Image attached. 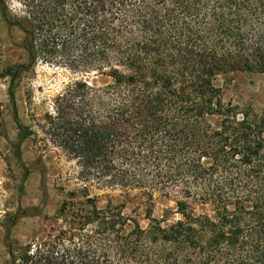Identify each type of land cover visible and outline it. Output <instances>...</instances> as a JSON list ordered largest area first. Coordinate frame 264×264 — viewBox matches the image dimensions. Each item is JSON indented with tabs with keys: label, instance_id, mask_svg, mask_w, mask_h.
<instances>
[{
	"label": "trees",
	"instance_id": "1",
	"mask_svg": "<svg viewBox=\"0 0 264 264\" xmlns=\"http://www.w3.org/2000/svg\"><path fill=\"white\" fill-rule=\"evenodd\" d=\"M13 1L28 66L74 75L43 130L84 187L23 245L11 221L4 264H264V109L218 83L264 74V0ZM93 186L124 200L99 207ZM155 193L174 203L160 218Z\"/></svg>",
	"mask_w": 264,
	"mask_h": 264
},
{
	"label": "rangeland",
	"instance_id": "2",
	"mask_svg": "<svg viewBox=\"0 0 264 264\" xmlns=\"http://www.w3.org/2000/svg\"><path fill=\"white\" fill-rule=\"evenodd\" d=\"M1 1L8 9L3 12L11 17H16L21 7L13 0H0V264H4L5 228L11 221L16 222L11 238L20 245L29 242L34 234L46 233L54 220L61 223L58 211L68 193H75V201L83 200L84 183L77 161L54 147L43 130L53 100L74 75L42 60L28 66L20 45L21 32L5 25ZM218 83L223 85L225 100L257 111L264 109V74H237L228 84ZM22 132L27 137L20 136ZM89 195L99 198V207L109 198L113 204L124 200L117 191H98L94 186ZM130 197L124 213H137L141 225L146 226L144 208L139 205L143 198L138 191L130 192ZM152 207L153 216L160 218L164 210L174 209V203L155 193Z\"/></svg>",
	"mask_w": 264,
	"mask_h": 264
}]
</instances>
